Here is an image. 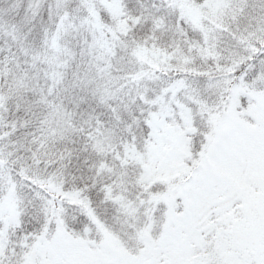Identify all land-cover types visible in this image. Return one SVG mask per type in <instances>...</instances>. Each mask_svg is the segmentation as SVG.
<instances>
[{
  "label": "trees",
  "instance_id": "1",
  "mask_svg": "<svg viewBox=\"0 0 264 264\" xmlns=\"http://www.w3.org/2000/svg\"><path fill=\"white\" fill-rule=\"evenodd\" d=\"M166 4L164 0H138L139 21L118 37L111 54L101 56L85 43L87 50H75L65 78L49 90L45 85H31L35 74L27 80L33 72L31 63L16 58L22 46L5 43L11 36L25 38V56L21 57L54 55L52 41L62 14L54 15L53 0H0V50L2 56L14 57L8 64L0 59V208L11 183L16 184L14 190L24 193L17 201L21 224L11 235L2 264L24 262L28 250L22 245L23 236L42 234L55 218L66 220L69 228L78 231L93 223L102 224L128 250L139 246L133 236L135 228L122 211L131 221H143L139 229L148 219L158 223L162 192L154 189L144 193L139 183L142 166L125 152L148 140L149 120L164 101L174 99L177 80L184 78L187 92L206 99L212 108L224 105L231 87L264 49L248 41L229 63L223 62V72L235 79L229 89L219 86L217 90L209 83L213 76L201 73L208 69L205 62L196 58L205 39L180 12ZM48 36L52 41L46 45ZM76 39L79 47L84 44L81 37ZM58 42L61 45V37ZM193 43L198 45L191 55L185 53ZM64 44V50H69L65 40ZM149 44L168 55L183 53L194 60L159 66L141 52ZM39 62L40 68L46 66L41 58L37 66ZM224 73L215 79L221 81ZM148 77L154 81L146 80ZM184 97L178 99L183 101ZM193 101L189 100L188 108L192 109ZM192 135L198 138L197 133ZM149 194L151 205L137 212L141 198Z\"/></svg>",
  "mask_w": 264,
  "mask_h": 264
},
{
  "label": "rangeland",
  "instance_id": "2",
  "mask_svg": "<svg viewBox=\"0 0 264 264\" xmlns=\"http://www.w3.org/2000/svg\"><path fill=\"white\" fill-rule=\"evenodd\" d=\"M53 1L55 2L54 15L62 14V17L58 24V34L54 40L52 41V36L45 38L46 45L52 41V48L56 50L55 54L47 57H43L41 54L38 56L46 66L40 68V62L37 66L38 58L34 56L21 57V55L25 56L22 53L25 38L18 39L11 36L5 43L6 45L22 46L16 58L25 59L24 62L31 63L33 72L27 75V80L35 74L31 85L35 88H42L45 85L46 88L49 87V90H53L65 78L73 59H75V50L81 47L86 48V43L88 48L92 51L96 49L101 56L111 54L113 44L118 41V37L128 33L138 23L139 17L136 13L140 12L138 0ZM164 1L168 8L180 12L185 17L184 19H187L205 39V48L204 45L199 47L196 58L205 62L208 69L201 73L209 78L213 76L209 83L215 84L217 90H220V87L229 89V83L233 81V78L235 79V76L223 72V62L229 63L236 53L245 49V43L248 41L253 46L256 43L259 47H264V0ZM49 11L51 12V7ZM59 37L62 38L61 45L58 42ZM76 37H81L84 40V44H81L80 47V41ZM64 40L68 44L69 50H64ZM197 45L195 43L189 45L184 52H189L188 54L191 55L192 48ZM156 47L158 46L149 44L148 48L141 52L149 55L146 59L158 63L159 66H177L192 63L194 60L183 53L177 56L168 55L160 49L156 50ZM232 47H237L238 50H232ZM0 59L8 64L14 60V57L11 54L2 56V50H0ZM174 60L177 62L174 63ZM223 73L221 81L215 79L216 75ZM146 80L154 81V78L148 77ZM184 80L182 78L175 82L174 99L164 101L163 106L152 116L149 122L148 141L143 146L135 145L134 148L125 152L130 160L138 162L142 166L144 171L141 177V186L145 192H149L157 186L163 189V195L159 198L162 200V204H164L165 193L178 175L176 169L179 166V161L175 157L179 153L190 151V140H192L190 135L192 133L198 134L205 124L213 119L217 121H222L225 118L243 119L246 115L245 110L249 106L257 114L264 113V49L260 58L254 64L252 63L251 68L241 76L236 85L231 87L230 96L224 105L219 103L212 108L206 99L193 96L194 105L192 109L188 108L187 105L192 98L187 95L190 93L187 92L188 86ZM182 96L189 97L181 102L179 99ZM15 186V183H11L6 193V199L0 208V264L6 254L9 231L19 222L20 211L17 208V201H21L24 193L14 190ZM147 204L148 202L144 201L140 208H146ZM137 212H140L139 209ZM122 214L131 222L130 226L137 223L129 220L125 211ZM147 222V227L144 225L139 233V251L147 247L157 233L158 224L153 219H148ZM58 232L84 242L86 247L83 249L69 248L66 241L57 239ZM97 247L108 255L133 254V251L129 252L117 238L101 226L94 224L92 228L82 234L72 233L58 220H54L43 236L30 242L29 254L24 264H41L42 261L55 259L61 255L79 258L91 254Z\"/></svg>",
  "mask_w": 264,
  "mask_h": 264
},
{
  "label": "snow or ice",
  "instance_id": "3",
  "mask_svg": "<svg viewBox=\"0 0 264 264\" xmlns=\"http://www.w3.org/2000/svg\"><path fill=\"white\" fill-rule=\"evenodd\" d=\"M245 112L243 119L210 120L190 151L176 155L178 175L142 251L108 255L97 247L41 264H264V113ZM57 239L86 247L59 232Z\"/></svg>",
  "mask_w": 264,
  "mask_h": 264
}]
</instances>
